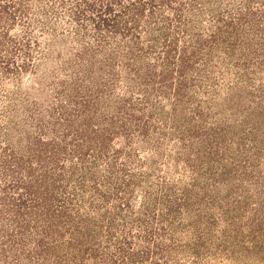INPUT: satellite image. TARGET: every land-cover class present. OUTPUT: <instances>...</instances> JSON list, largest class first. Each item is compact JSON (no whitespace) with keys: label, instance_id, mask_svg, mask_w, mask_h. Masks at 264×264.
Masks as SVG:
<instances>
[{"label":"rangeland","instance_id":"rangeland-1","mask_svg":"<svg viewBox=\"0 0 264 264\" xmlns=\"http://www.w3.org/2000/svg\"><path fill=\"white\" fill-rule=\"evenodd\" d=\"M8 1L0 264H264V0Z\"/></svg>","mask_w":264,"mask_h":264},{"label":"trees","instance_id":"trees-1","mask_svg":"<svg viewBox=\"0 0 264 264\" xmlns=\"http://www.w3.org/2000/svg\"><path fill=\"white\" fill-rule=\"evenodd\" d=\"M2 2V3H1ZM11 4H15V3H12V2H9L8 0H0V23L2 22V20H4V19H6L7 20V18H6V14H7V9L9 8L8 6L9 5H11ZM2 24V23H1ZM128 28V27H127ZM128 30V29H127ZM128 32L130 33L131 32V30L129 29L128 30ZM2 36H3V38H4V36L5 37H11V35H10V33H9V31H4L3 33H1V38H2ZM2 38V39H3ZM40 158H41V156H40ZM30 171H32V168L30 167ZM35 171V170H34ZM33 174L31 175V182L33 181L34 183L32 184V185H30L31 187H32V189L37 185V183H36V181H38L39 179H34L33 177ZM38 186H40L41 187V185H38Z\"/></svg>","mask_w":264,"mask_h":264}]
</instances>
